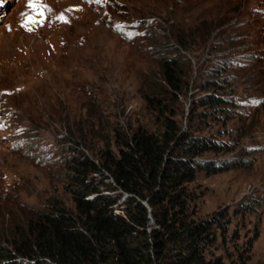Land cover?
Instances as JSON below:
<instances>
[{
	"label": "trees",
	"instance_id": "1",
	"mask_svg": "<svg viewBox=\"0 0 264 264\" xmlns=\"http://www.w3.org/2000/svg\"><path fill=\"white\" fill-rule=\"evenodd\" d=\"M82 1L154 60L160 86L156 76L144 77L142 96L157 121L129 132L114 127L113 142L106 138L98 148L87 135L71 136L76 145L66 159L64 188L74 207L51 197L46 210L15 221L0 234V264H227L210 249L228 232V211L195 219L187 185L199 170L251 167L253 159L200 158L229 143L180 129L175 114H165L169 106L161 89L177 98L188 87L191 57L206 53L212 64L202 70L208 77L203 83L215 92L199 97L195 106L231 103L226 94L240 83L264 106V0L258 10L246 0ZM209 1L216 6L215 18L202 16ZM194 14L197 23L187 20ZM255 204L242 203L235 212H250ZM257 236L247 241L245 252Z\"/></svg>",
	"mask_w": 264,
	"mask_h": 264
},
{
	"label": "rangeland",
	"instance_id": "2",
	"mask_svg": "<svg viewBox=\"0 0 264 264\" xmlns=\"http://www.w3.org/2000/svg\"><path fill=\"white\" fill-rule=\"evenodd\" d=\"M246 1L252 9H261L260 0ZM215 9L207 2L208 13L202 16L215 18ZM199 19L194 14L187 20ZM107 21L82 0H32L31 5L30 0H0L2 235L15 221L46 210L51 197L74 207L64 188L66 159L76 145L71 136L87 135L98 148L106 138L113 142L114 127L129 132L157 121L142 96L146 76H156L159 89L156 64L147 51L127 44ZM211 64L206 53L196 54L189 64L187 89L177 98L161 89L169 106L165 114H175L182 130L229 143L228 148L205 151L200 158L253 162L251 167L215 173L199 170L187 185L192 195L189 206L195 219L228 211L231 224L210 249L213 256L227 264H264V106L257 93L246 92L244 83L227 92L231 103L195 106L199 97L215 92L203 83L208 77L202 70ZM252 201L258 203L252 211L235 212ZM155 223L151 221L152 227ZM255 234L251 250L245 252Z\"/></svg>",
	"mask_w": 264,
	"mask_h": 264
},
{
	"label": "snow or ice",
	"instance_id": "3",
	"mask_svg": "<svg viewBox=\"0 0 264 264\" xmlns=\"http://www.w3.org/2000/svg\"><path fill=\"white\" fill-rule=\"evenodd\" d=\"M32 4V0H30V5Z\"/></svg>",
	"mask_w": 264,
	"mask_h": 264
},
{
	"label": "clouds",
	"instance_id": "4",
	"mask_svg": "<svg viewBox=\"0 0 264 264\" xmlns=\"http://www.w3.org/2000/svg\"><path fill=\"white\" fill-rule=\"evenodd\" d=\"M117 211V210H116Z\"/></svg>",
	"mask_w": 264,
	"mask_h": 264
}]
</instances>
